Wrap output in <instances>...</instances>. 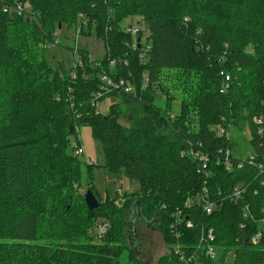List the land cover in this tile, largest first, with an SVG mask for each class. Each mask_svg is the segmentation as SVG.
Returning <instances> with one entry per match:
<instances>
[{"label":"trees","instance_id":"16d2710c","mask_svg":"<svg viewBox=\"0 0 264 264\" xmlns=\"http://www.w3.org/2000/svg\"><path fill=\"white\" fill-rule=\"evenodd\" d=\"M17 5L25 14L15 10ZM134 17L144 28L137 37L122 27ZM77 24L88 36L95 27L106 55L97 67L85 62L59 71L43 52L38 55V46L64 28L59 25ZM102 70L133 83L136 93V98L122 92L102 97L100 103L118 98L108 115L92 106ZM226 76L230 86L222 93ZM160 96L166 97L164 109ZM177 97L180 111L174 114ZM260 116L261 0H0V264H144L137 250L125 245L129 212L153 222L170 251L148 264H179L173 245H198L203 226L214 229L221 255L219 262L205 259L204 264H264V235L258 245L251 243L257 220L264 218V175L250 165L229 171L214 163L205 178L198 161L182 156L189 142L211 152L234 151L236 141L231 134L219 137L218 126L229 133L248 126L249 155L264 163V124L254 121ZM82 126H90L104 143L110 173L140 183L136 198L97 197L100 207L90 211L80 195L82 204L75 201L67 208L65 185L73 177L82 185V173L75 172L84 163L70 140ZM250 156L241 159L249 163ZM49 165L65 166L63 185L52 186L57 196L47 192ZM86 166L91 172L95 164ZM205 181L215 211L206 215L197 206L188 209L194 227L182 229L178 241L171 232L173 214L201 192ZM238 185L243 195L233 199ZM86 187L95 192L92 183ZM247 206L253 216L245 219ZM104 222L109 229L99 237L96 227Z\"/></svg>","mask_w":264,"mask_h":264},{"label":"rangeland","instance_id":"374dc122","mask_svg":"<svg viewBox=\"0 0 264 264\" xmlns=\"http://www.w3.org/2000/svg\"><path fill=\"white\" fill-rule=\"evenodd\" d=\"M261 4L264 6V0H261ZM140 23H142L141 18L134 17L124 21L122 27L132 25L134 28L144 29ZM59 26H63L64 28L62 27L63 29L58 30L57 34H55L54 40L56 42L47 41L46 43H42L41 46H38L39 51H37L40 57L43 52L47 60L55 69L59 71H62L63 69L71 71L73 62L78 60V55L74 53V50L78 48L87 51L90 55H92V58L97 61H101L105 57L106 45L102 39L96 37L95 27L92 30V34L88 36L87 32L89 31L85 28V32L83 34L80 24L72 27H68L67 25ZM167 84L172 87L173 83L172 81H169ZM174 94L175 96H179V93H175V91ZM165 99L166 97L162 96L158 98V105H160L162 109H164L166 105ZM115 104H118L117 97L106 98L101 104L103 114L108 115L111 107ZM171 108L173 109L174 114L175 112L180 111V101L178 97L172 102ZM122 109L126 110L124 105H122ZM127 116L129 115L127 114ZM122 123L128 128L131 127V123L127 122L125 119ZM232 136L237 143L233 152L234 155L238 158H247L252 151V147L250 145L252 137L248 126L244 131L233 130ZM77 137L85 151V154L80 156V161L84 163L83 169L81 167V169L76 171L75 174L78 172H80V174L82 173L81 177L83 186L81 183H77V178L75 179V177L67 182L65 185L68 187L66 196L70 203L67 205V208L69 207L70 209L72 204L74 205L75 201L82 204L79 198L80 195L82 199L85 198V194L88 190L86 185L89 183L93 184V188L95 190V192H93L96 197H99L104 201L108 199H118V202H123L125 199L136 198L133 194L139 192L140 183L136 180L129 179L125 174H122L121 178H118L117 175L110 173L107 169V158L104 143L99 138L94 137L92 128L90 126L79 127L78 136L73 134L70 136V140L75 142ZM86 162L89 164H95V166L92 167L91 172L87 168ZM64 168L65 166H48L47 170L50 174L51 180H49L50 186L47 189V192L49 191L51 195L57 196V194L54 193V187L52 186L63 185ZM76 184H79V186ZM122 194L124 197L118 196ZM58 211H60V209L56 210V212ZM127 220H130V232L128 233L125 245H128L131 249L134 248L137 250V258L140 263H157L160 257L170 254L168 247L165 245L162 233L157 230L155 231L146 221L140 220V216L137 212L133 214L129 212L127 214ZM134 222H136V225H131V223ZM96 228L97 232H99V226ZM84 242L87 243V240H84ZM125 260L127 259L125 258Z\"/></svg>","mask_w":264,"mask_h":264},{"label":"built area","instance_id":"2783aa9c","mask_svg":"<svg viewBox=\"0 0 264 264\" xmlns=\"http://www.w3.org/2000/svg\"><path fill=\"white\" fill-rule=\"evenodd\" d=\"M15 10L20 14H25V10L21 5H17ZM31 17L28 19L30 20ZM125 31L132 34L133 37H137L139 32L138 28H134L132 25L123 28ZM55 36V35H54ZM52 42H56L54 38L49 40ZM150 49V48H149ZM148 49V50H149ZM146 50V51H148ZM74 53L78 55V60H75L72 64L73 68H79L84 65V63H89L94 67H97V60L92 58V55L86 54L84 50L75 49ZM112 66L116 65V62H111ZM99 78L102 82L100 86L99 92L94 95V99L92 102V106L95 107L98 114H103L101 104L99 100L107 94H111L113 92H122L123 94L136 98L135 86L130 81H126L124 79H116L106 71H101L99 74ZM231 78L230 76H226V81L222 84L221 92L225 93L229 89V82ZM174 116V114H173ZM255 123L258 125L264 124V116L256 117L254 119ZM219 137H225V139H230V134L232 136V132L225 130L224 128L218 126ZM80 141L76 140L73 143L74 147V155L82 156L85 154L83 147L80 145ZM233 150L221 148L216 151L211 152L206 147L202 146V143L192 144L189 142V149L182 153V156L191 157L193 160L199 162L200 169L199 173L204 174L205 178H209L212 174L211 165L216 164L217 166L224 165L230 171L233 167L243 168L245 166H253L255 169H258L262 175H264V163L256 162L253 155L250 156L251 160L249 163H245L243 159H235L238 158L234 155ZM235 157V158H234ZM207 181L204 182L201 192L194 197H189L181 208H178L176 212L173 214V222L171 225V232L174 237L179 241L182 238L181 230L188 228L192 229L194 227V223L191 220L190 216L186 213L188 209H191L194 206L202 209L206 215H212L216 208V203L210 196V191L207 187ZM244 187L242 185L236 186L232 191V198L239 199L243 194ZM121 193V191H120ZM119 196H123L119 195ZM163 209H166L163 208ZM263 211V209H262ZM252 215L250 208L247 206L244 211V218L248 219ZM259 224V230L252 235L251 243L253 245H258L261 238L264 235V218L257 220ZM99 237L105 235L109 229V223H99ZM244 226V225H242ZM172 253L179 261V264H204L203 261L205 259L211 260L213 262H219L221 255L218 252V248L216 245V234L213 228H208L203 226L201 228L200 239L198 245H195L191 248L186 247L183 243H176L172 247Z\"/></svg>","mask_w":264,"mask_h":264},{"label":"water","instance_id":"95a60500","mask_svg":"<svg viewBox=\"0 0 264 264\" xmlns=\"http://www.w3.org/2000/svg\"><path fill=\"white\" fill-rule=\"evenodd\" d=\"M27 22H30V20L27 19ZM71 131H73V129ZM85 202L90 211L97 210L100 207V201L98 200V198L91 189H88L85 194ZM138 202H140V200H138ZM150 223L153 225V222Z\"/></svg>","mask_w":264,"mask_h":264},{"label":"flooded vegetation","instance_id":"af4514ba","mask_svg":"<svg viewBox=\"0 0 264 264\" xmlns=\"http://www.w3.org/2000/svg\"><path fill=\"white\" fill-rule=\"evenodd\" d=\"M137 214H138V212H137ZM139 216H140V220H144V221H146L150 226H152L153 227V225L149 222V221H147L146 219H144V218H142V216L139 214ZM136 225V222H134V223H131V225ZM132 228V227H131ZM153 229H154V227H153ZM155 231H156V229H154ZM130 232V231H129Z\"/></svg>","mask_w":264,"mask_h":264}]
</instances>
